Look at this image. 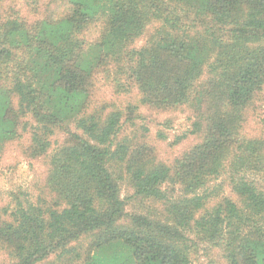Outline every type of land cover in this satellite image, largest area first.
Here are the masks:
<instances>
[{"label": "trees", "instance_id": "trees-1", "mask_svg": "<svg viewBox=\"0 0 264 264\" xmlns=\"http://www.w3.org/2000/svg\"><path fill=\"white\" fill-rule=\"evenodd\" d=\"M46 4L34 22L0 21V156L28 133L24 154L48 165L34 203L0 208V264H196L190 236L225 264H264V137L242 132L264 91V0ZM96 74L138 103L92 105ZM139 106L190 109L199 142L154 164L141 137H121ZM123 175L152 208L126 211Z\"/></svg>", "mask_w": 264, "mask_h": 264}, {"label": "rangeland", "instance_id": "rangeland-1", "mask_svg": "<svg viewBox=\"0 0 264 264\" xmlns=\"http://www.w3.org/2000/svg\"><path fill=\"white\" fill-rule=\"evenodd\" d=\"M51 1V0H50ZM48 0H39L33 3L29 0L6 1L0 5V21L8 16H16L31 23L42 18L44 13L52 10L53 5H47ZM61 9V8H60ZM101 24H95L84 32V38L91 43L98 39ZM145 37H141L134 44L135 48H141ZM91 102L94 104L110 103L116 108H123L127 103H138V94L135 89L129 95H118L114 93L110 82L102 79L96 74ZM202 80L205 76H202ZM133 123L129 128L124 124L121 137L128 136L140 138V142L152 149L150 158L154 164H165L171 166L173 161L187 152L200 139V135H191L189 130L194 121L190 109L178 108L177 110L159 111L151 110L145 106H139ZM242 132L248 136L264 137V91L253 102L252 106L244 111V122ZM64 133L57 132L51 139V150L62 144ZM29 134H23L22 138L5 145L0 156V208L14 207L17 200L22 204L34 203L37 196L43 193L44 182L47 177L48 165L46 159H29L24 154V147L28 145ZM126 179L127 176L123 175ZM120 198L126 203V211L129 213H143L145 208L153 207L152 204L132 198V190L126 180L118 181ZM224 186V185H223ZM44 192H46L44 190ZM227 192V190H225ZM174 195H181V188H175ZM195 241V254L192 261L196 264H225L217 248ZM52 259V258H51ZM6 262V256L0 253V263Z\"/></svg>", "mask_w": 264, "mask_h": 264}]
</instances>
